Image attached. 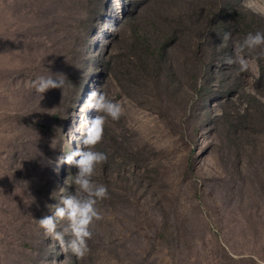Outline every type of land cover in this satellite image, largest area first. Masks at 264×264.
Masks as SVG:
<instances>
[{
    "label": "rangeland",
    "instance_id": "rangeland-1",
    "mask_svg": "<svg viewBox=\"0 0 264 264\" xmlns=\"http://www.w3.org/2000/svg\"><path fill=\"white\" fill-rule=\"evenodd\" d=\"M256 31L264 0H0V264H264V56L226 63ZM48 70L64 87L38 94ZM92 91L124 111L78 259L37 220L74 191L58 158Z\"/></svg>",
    "mask_w": 264,
    "mask_h": 264
},
{
    "label": "clouds",
    "instance_id": "clouds-1",
    "mask_svg": "<svg viewBox=\"0 0 264 264\" xmlns=\"http://www.w3.org/2000/svg\"><path fill=\"white\" fill-rule=\"evenodd\" d=\"M231 39L232 33L225 32L219 47H226ZM256 49H260V55L264 56V31L249 33L242 42H235L234 57L226 60V63L236 64L239 72H246L252 62L245 58L244 52ZM65 79L61 73L42 75L33 79L30 87L38 94H46L50 90L63 89ZM84 107L94 111L96 115L83 121V138L80 141L82 146L58 158L60 164L77 170L71 176L74 191L53 206L55 211L52 215H45L37 220L45 235L57 241L63 250L78 259L88 253V241L93 237L92 227L103 218L98 204L109 198L108 187L93 179L98 166L106 163L108 158L106 153L96 150V146L103 141L106 122L109 119L119 120L124 111L122 102L113 101L98 91L89 93ZM58 221L64 222L60 231L57 230Z\"/></svg>",
    "mask_w": 264,
    "mask_h": 264
}]
</instances>
